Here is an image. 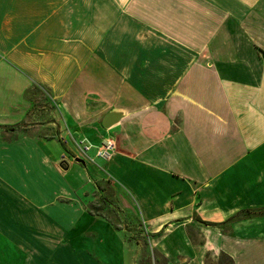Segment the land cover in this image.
Returning <instances> with one entry per match:
<instances>
[{
  "label": "crops",
  "instance_id": "crops-1",
  "mask_svg": "<svg viewBox=\"0 0 264 264\" xmlns=\"http://www.w3.org/2000/svg\"><path fill=\"white\" fill-rule=\"evenodd\" d=\"M258 54L264 0H0V106H12L0 114V264H145L146 249L151 264H264ZM35 106L52 108L39 120ZM113 111L122 119L105 130ZM57 133L76 158L39 148ZM105 140L116 151L97 166ZM63 162L91 192L72 195ZM105 185L116 234L90 210Z\"/></svg>",
  "mask_w": 264,
  "mask_h": 264
},
{
  "label": "rangeland",
  "instance_id": "rangeland-1",
  "mask_svg": "<svg viewBox=\"0 0 264 264\" xmlns=\"http://www.w3.org/2000/svg\"><path fill=\"white\" fill-rule=\"evenodd\" d=\"M260 59L262 60L261 58V55L258 54ZM12 106H0V114H5V112L7 110H10ZM52 108L51 106H35L34 109H33V113L34 114H38V117H39V120L42 119V117L44 115H46L48 117L49 115V112L46 110V109H50ZM54 108L57 110V107L54 106ZM14 111V110H12ZM58 111V110H57ZM4 112V113H3ZM15 114H17V111H14ZM2 116V115H0ZM12 117V115L10 116ZM13 117H17L16 115H14ZM46 117V118H47ZM44 124V121H38L36 123H34L32 126L35 127V126H40ZM27 127H29L28 125H25L23 124L22 125V135H26L29 133V130H27ZM65 131L68 132V130L66 129ZM15 135L17 134V136H19L18 132H15L14 133ZM48 136L47 138L51 139V138H54V136H51L49 137V135L45 134L44 133V137ZM56 136H58V133L56 134ZM71 137V136H70ZM23 139V138H22ZM57 142L56 141H53V140H46V141H42L40 144H39V148L41 147V149L43 150V152L46 153V155H48V157H50V159H54L56 162H58L59 160V157H64L66 159V161H70L72 160L74 157L76 158V154H74V152H70L67 150V140L63 137H60L58 136L56 138ZM77 139H74L72 138V145L74 146V148L77 149L76 147V144H77ZM66 144V145H65ZM65 146V147H64ZM24 151V150H23ZM76 153V152H75ZM94 150L90 153L91 156H93L94 154ZM97 160L95 161V164L97 166H99L102 162L101 159L99 158H96ZM50 161V160H49ZM23 162L26 163L27 165V162H28V165L29 166H33V167H36L39 168H43V169H48L45 165H42V163L35 161V159H32V160H23ZM52 163V166H53V162ZM27 165V166H28ZM43 166V167H42ZM65 172V175H67L66 178V181L68 182L69 184V187H70V192L72 193V195L76 198L78 196L81 195V193L83 192H91L92 190V185H90L89 183H87V179L88 178V175L87 174H84V176H82V173L80 172H76V171H64ZM90 175H92V173L90 172ZM23 179L24 178H28L29 176H26L25 174L22 175ZM45 177H48L50 178V175H46ZM93 177V176H92ZM64 184H65V181H63ZM21 184L23 185V183L21 182ZM108 185H105L104 186V189H105V192L101 195V196H95L96 199L91 203L90 205V210L92 211V213L96 214V213H100V214H104V216L108 217L109 219H111V224H110V227L109 229L111 230V234H116L115 231H120L121 229V226L123 225L122 221L120 220L121 218L119 217V213L117 211V207L115 206L114 204V201H112V197H113V193L111 191V189H109V187H107ZM103 189V190H104ZM24 195V193H23ZM26 195V194H25ZM82 200H85L84 198H82ZM130 225L132 228L134 229H139V224L138 222L135 221V219L131 218L130 217ZM120 221V222H119ZM95 229V228H94ZM97 230L99 231V233L102 235V237H110L109 235H107V230L108 229H103V228H100L97 226ZM108 230V231H110ZM117 236H121V235H118ZM109 240V243L113 242V240L111 239H108ZM118 242L120 243V239L118 238ZM73 243V242H72ZM78 243L77 241H75V243L73 244L75 247L78 246ZM94 243V242H93ZM113 244V243H111ZM85 247H87L88 249H92L93 247V244L90 240H86V243H85ZM104 247V246H103ZM96 250L99 249L98 247H95ZM112 246L110 245V248L108 246H106V250H111ZM101 250V249H99ZM105 251V250H104ZM130 257L131 255H128L127 256V261L128 263H130ZM156 255L155 254H151L149 252L148 249L145 250V253L143 255L140 256V261L142 263H149L151 264L152 263V260H156ZM106 261L108 264H110V259H111V253L110 254H107L106 255Z\"/></svg>",
  "mask_w": 264,
  "mask_h": 264
},
{
  "label": "built area",
  "instance_id": "built-area-1",
  "mask_svg": "<svg viewBox=\"0 0 264 264\" xmlns=\"http://www.w3.org/2000/svg\"><path fill=\"white\" fill-rule=\"evenodd\" d=\"M76 147L77 151L82 156H87L89 151L91 150V146L83 139L77 141ZM115 151V142L113 140H105L98 146L95 155L96 158L106 161L111 157L112 154H114Z\"/></svg>",
  "mask_w": 264,
  "mask_h": 264
},
{
  "label": "water",
  "instance_id": "water-1",
  "mask_svg": "<svg viewBox=\"0 0 264 264\" xmlns=\"http://www.w3.org/2000/svg\"><path fill=\"white\" fill-rule=\"evenodd\" d=\"M262 61L264 62V56H262ZM122 119V114L118 113V112H109L107 113L101 122V125L103 127V129L105 130H109L110 128H112L113 126H115L116 124H118ZM64 163V164H63ZM59 165V167L61 169H63L64 171H67L68 169V165L63 162ZM63 165H66L65 167H63Z\"/></svg>",
  "mask_w": 264,
  "mask_h": 264
},
{
  "label": "trees",
  "instance_id": "trees-1",
  "mask_svg": "<svg viewBox=\"0 0 264 264\" xmlns=\"http://www.w3.org/2000/svg\"><path fill=\"white\" fill-rule=\"evenodd\" d=\"M207 264H233V261L227 257L226 255H221L217 260L216 262H209Z\"/></svg>",
  "mask_w": 264,
  "mask_h": 264
}]
</instances>
